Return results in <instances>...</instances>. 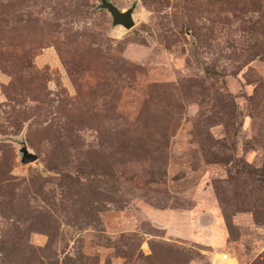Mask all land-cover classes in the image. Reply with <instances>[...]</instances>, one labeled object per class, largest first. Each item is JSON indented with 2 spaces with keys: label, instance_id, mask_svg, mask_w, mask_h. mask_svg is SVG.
I'll return each instance as SVG.
<instances>
[{
  "label": "rangeland",
  "instance_id": "1",
  "mask_svg": "<svg viewBox=\"0 0 264 264\" xmlns=\"http://www.w3.org/2000/svg\"><path fill=\"white\" fill-rule=\"evenodd\" d=\"M110 1L0 0V264H264V0Z\"/></svg>",
  "mask_w": 264,
  "mask_h": 264
},
{
  "label": "water",
  "instance_id": "2",
  "mask_svg": "<svg viewBox=\"0 0 264 264\" xmlns=\"http://www.w3.org/2000/svg\"><path fill=\"white\" fill-rule=\"evenodd\" d=\"M100 10L107 11L112 17L113 26L123 27L126 30H131L135 26L134 13L137 4H133L132 7L121 10L110 0H100ZM23 147L20 150V160L23 164H31L38 160V155L29 151L26 144L23 143Z\"/></svg>",
  "mask_w": 264,
  "mask_h": 264
}]
</instances>
